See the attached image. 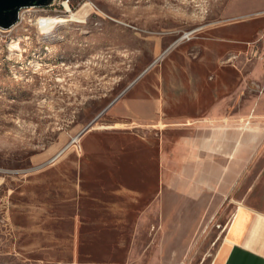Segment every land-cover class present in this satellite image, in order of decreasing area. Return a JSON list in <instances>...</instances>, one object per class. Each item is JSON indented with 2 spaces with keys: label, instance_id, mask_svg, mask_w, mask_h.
I'll use <instances>...</instances> for the list:
<instances>
[{
  "label": "rangeland",
  "instance_id": "1",
  "mask_svg": "<svg viewBox=\"0 0 264 264\" xmlns=\"http://www.w3.org/2000/svg\"><path fill=\"white\" fill-rule=\"evenodd\" d=\"M64 1L0 29V264H217L233 200L264 210V148L214 201L161 183L158 144L264 108V0Z\"/></svg>",
  "mask_w": 264,
  "mask_h": 264
},
{
  "label": "crops",
  "instance_id": "2",
  "mask_svg": "<svg viewBox=\"0 0 264 264\" xmlns=\"http://www.w3.org/2000/svg\"><path fill=\"white\" fill-rule=\"evenodd\" d=\"M218 110L187 117L176 137L160 136L161 183L185 193L186 199L204 200L210 193L214 201L224 200L255 169L264 148V108L252 102L243 109ZM249 188L237 201L232 199L217 264H264V210L244 201Z\"/></svg>",
  "mask_w": 264,
  "mask_h": 264
},
{
  "label": "water",
  "instance_id": "3",
  "mask_svg": "<svg viewBox=\"0 0 264 264\" xmlns=\"http://www.w3.org/2000/svg\"><path fill=\"white\" fill-rule=\"evenodd\" d=\"M52 0H0V27L7 29L17 20L18 10L22 7L45 6ZM91 123L86 125L78 135L87 130Z\"/></svg>",
  "mask_w": 264,
  "mask_h": 264
},
{
  "label": "bare ground",
  "instance_id": "4",
  "mask_svg": "<svg viewBox=\"0 0 264 264\" xmlns=\"http://www.w3.org/2000/svg\"><path fill=\"white\" fill-rule=\"evenodd\" d=\"M63 6L65 8V10H69V6L68 4L64 1L63 2ZM70 18H40L38 20V26H39V31L41 34L47 36L51 34V28L53 27L52 22H59V23H63L66 20H69ZM184 36V35H183ZM9 48L11 50H13L14 48H16L18 46V41L16 40H11L8 44ZM76 140V137L72 138V142Z\"/></svg>",
  "mask_w": 264,
  "mask_h": 264
},
{
  "label": "built area",
  "instance_id": "5",
  "mask_svg": "<svg viewBox=\"0 0 264 264\" xmlns=\"http://www.w3.org/2000/svg\"><path fill=\"white\" fill-rule=\"evenodd\" d=\"M66 3H67V0L65 1ZM63 4V3H62ZM32 7V6H31ZM20 22V14L18 13L17 14V20H16V22L13 24V25H16L17 23H19ZM0 29H1V27H0ZM2 29H4V28H2Z\"/></svg>",
  "mask_w": 264,
  "mask_h": 264
},
{
  "label": "trees",
  "instance_id": "6",
  "mask_svg": "<svg viewBox=\"0 0 264 264\" xmlns=\"http://www.w3.org/2000/svg\"><path fill=\"white\" fill-rule=\"evenodd\" d=\"M72 5V7H73V4H71Z\"/></svg>",
  "mask_w": 264,
  "mask_h": 264
}]
</instances>
